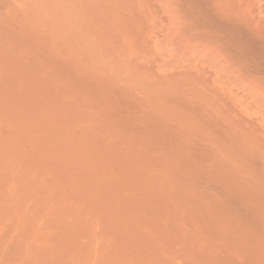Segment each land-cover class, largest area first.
<instances>
[{"label":"bare ground","instance_id":"bare-ground-1","mask_svg":"<svg viewBox=\"0 0 264 264\" xmlns=\"http://www.w3.org/2000/svg\"><path fill=\"white\" fill-rule=\"evenodd\" d=\"M0 264H264V0H0Z\"/></svg>","mask_w":264,"mask_h":264}]
</instances>
